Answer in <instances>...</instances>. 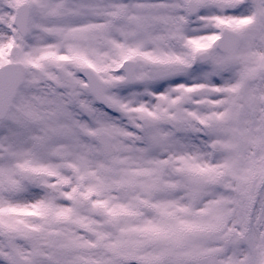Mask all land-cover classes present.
I'll return each mask as SVG.
<instances>
[{
    "label": "snow or ice",
    "instance_id": "1",
    "mask_svg": "<svg viewBox=\"0 0 264 264\" xmlns=\"http://www.w3.org/2000/svg\"><path fill=\"white\" fill-rule=\"evenodd\" d=\"M0 264H264V0H0Z\"/></svg>",
    "mask_w": 264,
    "mask_h": 264
}]
</instances>
